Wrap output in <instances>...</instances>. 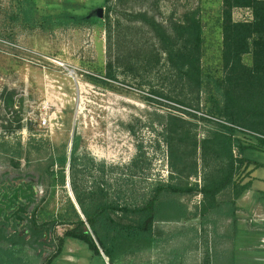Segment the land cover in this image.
Wrapping results in <instances>:
<instances>
[{"label":"rangeland","instance_id":"1","mask_svg":"<svg viewBox=\"0 0 264 264\" xmlns=\"http://www.w3.org/2000/svg\"><path fill=\"white\" fill-rule=\"evenodd\" d=\"M106 9L103 0H0V186L19 183L24 175L48 174L47 184L34 189L36 197L48 201V214L59 213L67 198L75 204L69 182L72 173L67 164L60 173L56 163L62 156L69 160L73 150L80 186L105 183L110 197L116 199L117 186L124 179L129 192L120 201L139 204L151 183L168 177L160 117L168 113L185 117L182 110L194 112L161 97L177 99L180 94L164 55L158 64L152 58L148 66L131 70L116 62V53H109L106 44ZM143 12L165 26L169 21L200 22L205 87L201 112L194 113L206 116L203 109L212 107L210 98L217 96L214 83L221 76V0H132L116 14H132L139 21ZM64 14L87 20L75 23L58 18ZM232 18L247 22L252 17L248 9H237ZM130 33L134 41L130 63L150 59L148 51L154 55L155 48L148 28L136 23ZM243 63L250 66L251 57L244 56ZM108 73L115 76L114 81L105 78ZM195 123L201 138L209 125ZM138 146L144 159L128 177L122 168L135 158ZM245 157L261 165L252 174V190L264 192V153L247 150ZM61 175L63 184L58 181ZM191 182L200 186V174ZM251 195L238 202L236 233L257 219L241 209L253 207ZM199 201L196 196L186 202L193 210ZM17 223L12 219L3 227L12 233ZM158 229L161 235L156 247L128 264H201L206 250L213 264H227L230 250L234 264H264V244L252 239L242 242L239 233L230 241L228 220L218 221L215 227L196 221L160 223ZM31 245L13 247L8 241L0 242L2 264H43L53 251L47 245ZM104 261L92 257L84 244L68 241L53 264H107Z\"/></svg>","mask_w":264,"mask_h":264},{"label":"trees","instance_id":"2","mask_svg":"<svg viewBox=\"0 0 264 264\" xmlns=\"http://www.w3.org/2000/svg\"><path fill=\"white\" fill-rule=\"evenodd\" d=\"M103 1L107 7L106 44L109 53H116V62L128 65L131 70L135 66H148L152 58L158 64L164 55L165 63L176 76L180 94L177 99L161 97L184 109L201 112L205 81L200 22L196 19L184 23L169 21L165 26L148 17L146 12L140 13L139 21H135L132 14L124 13L122 17L116 14L117 9L132 0ZM237 9H248L251 20L234 21L232 12ZM58 18L75 23L87 20L69 14ZM136 23L140 28H148L155 49L154 55L148 51L150 59L139 58L140 61L130 63L129 55L134 52L130 31ZM221 35V76L214 83L217 96L210 98L212 107L203 109L206 116L198 117L194 112L182 110L186 118L174 113L160 117V136L167 154L165 180L151 183L139 204L121 202L120 198L129 192L124 179L117 186L116 199L110 197L105 183L91 188L78 184L73 150L69 160L62 156L56 163L61 168L60 173L66 164L72 173L69 182L75 204L67 198L59 213L48 214L45 213L48 201L35 196L27 214L23 215V222L14 225L12 233L4 229L6 223L0 220V242L8 241L13 247L28 244H32V248L53 247L43 264H53L68 241L84 244L92 257L105 260L107 264H128L137 262L156 247L161 235L160 223L196 221L215 227L218 221L228 220L232 231L230 241H233L239 211L236 203L252 189V174L261 166L247 159L245 152L264 153V0H221ZM246 55L251 57L250 66L243 63ZM105 78L115 80L111 73ZM195 120L209 125L201 138H198ZM137 150L135 158L122 168L125 174L129 173L128 177L139 169L144 159L142 147L138 146ZM199 174L200 186L191 182ZM46 175L40 174L38 178L24 175L21 182L31 181L40 189L50 178ZM58 181L63 184L64 176ZM258 195L264 204V192ZM196 196H200V201L190 210L187 202ZM59 229L63 230L60 235ZM96 240L101 244V251ZM17 241L21 244H15ZM201 264H213L207 250ZM227 264H234L231 250Z\"/></svg>","mask_w":264,"mask_h":264},{"label":"water","instance_id":"3","mask_svg":"<svg viewBox=\"0 0 264 264\" xmlns=\"http://www.w3.org/2000/svg\"><path fill=\"white\" fill-rule=\"evenodd\" d=\"M101 10L97 11V16L101 18ZM16 187V188H15ZM15 188L14 190H12ZM32 185H26V183L21 184H12V185H6L5 187H1L0 191L7 190V192L3 193L2 197L0 198V218L2 216L3 221L5 223H9L12 219H14L18 223L22 222L23 215H26L28 210L27 206L31 202L29 198L33 197L32 192ZM19 193V198H18ZM11 194V197L9 199L8 196ZM23 194H27L26 196H23ZM8 200L9 204H5L3 200ZM76 209L77 206H76ZM96 243L98 245V248L101 251V244L98 240H96ZM102 255V254H101Z\"/></svg>","mask_w":264,"mask_h":264},{"label":"crops","instance_id":"4","mask_svg":"<svg viewBox=\"0 0 264 264\" xmlns=\"http://www.w3.org/2000/svg\"><path fill=\"white\" fill-rule=\"evenodd\" d=\"M253 177V176H252ZM255 180V179H254ZM253 180V182H254ZM253 182H252V188H253ZM259 192V191H258ZM257 191H253L252 189L248 192H246L238 201H237V207L240 209L238 202L242 200V198L246 194H252V200H254L253 207L248 209H244L241 207L242 211L245 212L246 215L249 217L254 215L257 219L249 220V222H246V224L242 225L241 230L238 229L237 232L240 234L242 238V242H247L249 239H252L255 241L256 244L261 243L259 245L264 244V204H262L259 201V195ZM238 233H236L238 235ZM237 239V237L235 236ZM235 240V239H234ZM241 242V240H240ZM242 244V243H240ZM264 253V252H262ZM255 254H259L256 252Z\"/></svg>","mask_w":264,"mask_h":264},{"label":"flooded vegetation","instance_id":"5","mask_svg":"<svg viewBox=\"0 0 264 264\" xmlns=\"http://www.w3.org/2000/svg\"><path fill=\"white\" fill-rule=\"evenodd\" d=\"M29 182V183H28ZM21 183H23V182H19V183H14V182H10V183H7V184H4V185H2V186H0V189H1V187H5L6 185H12V184H16V185H18V184H21ZM24 183H26V185H32V187H33V189H32V192H33V197L32 198H29V200L31 201L28 205H30L33 201H34V199H35V196H36V194H35V187H34V185H33V183L31 182V181H26V182H24ZM16 188V187H15ZM15 188H13L12 190H14ZM5 192H7V190H3V191H0V198L2 197V195H3V193H5ZM27 194H23V196H26ZM11 197V194L8 196V198L7 199H9ZM18 198H19V193H18ZM3 200V202H5V204H9V202H7L8 200ZM1 207V206H0ZM1 208H3V207H1ZM1 220H2V222H4L3 221V218H2V216H1ZM7 224V223H6Z\"/></svg>","mask_w":264,"mask_h":264},{"label":"built area","instance_id":"6","mask_svg":"<svg viewBox=\"0 0 264 264\" xmlns=\"http://www.w3.org/2000/svg\"><path fill=\"white\" fill-rule=\"evenodd\" d=\"M44 125H45V123H44Z\"/></svg>","mask_w":264,"mask_h":264}]
</instances>
